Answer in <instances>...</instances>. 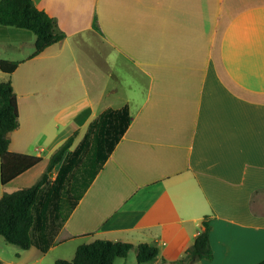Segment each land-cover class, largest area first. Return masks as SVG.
I'll use <instances>...</instances> for the list:
<instances>
[{"label": "crops", "instance_id": "1", "mask_svg": "<svg viewBox=\"0 0 264 264\" xmlns=\"http://www.w3.org/2000/svg\"><path fill=\"white\" fill-rule=\"evenodd\" d=\"M32 2L65 38L31 58L35 34L0 25V60L20 62L0 71L19 106L10 151L42 159L0 181V200L35 185L71 138L78 149L105 112L131 117L41 254L72 261L107 240L134 246L114 264H138L142 244L159 250L146 264H182L209 217L213 259L195 264L264 261V0ZM31 249L0 261L42 264L24 256Z\"/></svg>", "mask_w": 264, "mask_h": 264}, {"label": "trees", "instance_id": "2", "mask_svg": "<svg viewBox=\"0 0 264 264\" xmlns=\"http://www.w3.org/2000/svg\"><path fill=\"white\" fill-rule=\"evenodd\" d=\"M0 25L35 34V52L31 58L65 38L55 21L38 10L32 0H1ZM19 65L20 62L0 60V71L11 75ZM130 123L127 107L105 112L90 126L78 149L70 152L71 138L55 152L47 171L35 185L5 193L0 200V236L6 243L22 250L34 247L47 253ZM19 125V106L12 82H0V181L3 186L42 161L40 157L10 151V135ZM57 166V176L52 180L51 173ZM210 233L209 217H206L202 232L179 263L212 260ZM133 248L129 243L96 240L79 246L72 261L58 260L56 264H114L117 259H126ZM136 256L138 264L150 263L157 260L159 250L142 244L136 248ZM0 264L3 263L0 261Z\"/></svg>", "mask_w": 264, "mask_h": 264}, {"label": "rangeland", "instance_id": "3", "mask_svg": "<svg viewBox=\"0 0 264 264\" xmlns=\"http://www.w3.org/2000/svg\"><path fill=\"white\" fill-rule=\"evenodd\" d=\"M35 52V51H34ZM23 250L20 249L17 246L14 245H10L7 244L5 239L3 237L0 236V253L1 255H3V257H5L6 259H16V253L17 252H22ZM33 254V255H32ZM27 255H31V260L30 263H35V260L39 257V256H44L45 259L42 262V264H55V252H51L48 255H42L40 251H38V249L36 248H32L29 253H24V256ZM131 259H128V263L127 264H133L130 261Z\"/></svg>", "mask_w": 264, "mask_h": 264}]
</instances>
